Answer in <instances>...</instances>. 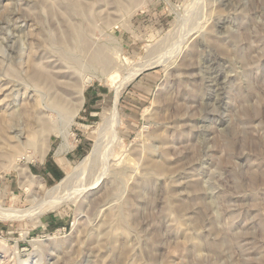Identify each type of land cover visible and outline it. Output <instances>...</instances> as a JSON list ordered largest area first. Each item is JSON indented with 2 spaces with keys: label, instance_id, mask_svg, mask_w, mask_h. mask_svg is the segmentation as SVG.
<instances>
[{
  "label": "rangeland",
  "instance_id": "rangeland-1",
  "mask_svg": "<svg viewBox=\"0 0 264 264\" xmlns=\"http://www.w3.org/2000/svg\"><path fill=\"white\" fill-rule=\"evenodd\" d=\"M77 67L96 78L65 142L49 87ZM120 85L116 166L76 199ZM0 120V149L25 145L0 204H64L0 220V264H264V0H0Z\"/></svg>",
  "mask_w": 264,
  "mask_h": 264
},
{
  "label": "bare ground",
  "instance_id": "bare-ground-1",
  "mask_svg": "<svg viewBox=\"0 0 264 264\" xmlns=\"http://www.w3.org/2000/svg\"><path fill=\"white\" fill-rule=\"evenodd\" d=\"M77 34L79 37H81V34H79L78 31H77ZM115 55H117V54H115ZM99 58L100 57L97 56V59H99ZM100 63L103 65V68H108L112 64L107 59H101ZM161 63H165V61H162ZM76 69H77L76 74L78 73L79 75L82 76V78L76 76V79L73 80L71 83L58 82L56 84H53L52 87L50 85V87H49L50 107L46 106V109L49 110L50 114H51L50 115V121L54 115H57L62 119L63 128L60 127L62 131H60L59 134L63 137L65 142H67L69 140L70 127L74 123L75 118L77 117L78 113L80 112V110L82 108V105L84 102V96H83L84 89H85V87H87L88 84H90L96 78V76L91 75V74L87 75V76L82 75V71L80 70V67L79 68L77 67ZM142 69L143 68H139V69L137 68L136 70H133L134 72H132L131 75L127 76L126 78H124L125 80L124 79L123 80L125 82H130L133 79H135L139 74L147 71V70L143 71ZM121 85L117 87L115 98L113 99L114 105H113L112 113L109 115V117H107L103 120V123L101 124V126L99 127V129L97 131L98 138L95 142L96 144H95V147H94L91 155L88 156L80 165H78L76 170H75V174L77 173L80 177L84 176L86 173V169L88 167L89 162L92 161V159L94 157L95 158L97 157L98 160L99 159L101 160L100 174L98 175V177L96 178V180L93 183L89 184L88 186L83 187L82 189L79 190V192L76 193V196H75L76 199L82 193H84L85 190L90 191V190L96 189L99 186V184L102 181H104V179L107 176L110 175L114 166H116L114 163H112V158L114 157V153L112 151L116 145L120 144V140H121L116 134V130L122 124V118L120 116V112H119V109L117 106L119 98H120L121 93H122V90H121L122 86ZM39 114H40V112H39ZM0 123H1V120H0ZM5 128H6V126H5ZM41 129H42L43 134L47 133V132L49 133V131H51V126H49L46 121H43ZM4 132H5V129H4ZM22 136H23V133L21 131L17 132L14 129L9 131L8 133H6V136H4L5 138H4V143H3V149H0V151L3 154V157L10 160L11 162H9L10 164H8V165L2 164L0 167V170H6V171L10 170V169L14 168V166H12V164H13L12 162L15 163L16 161H19L18 160L19 158L16 159L15 161L14 160L12 161V158L14 155L21 157L20 153H21L23 147L25 146L22 142V140H23ZM1 140H3V139H1ZM95 162L96 161H94V163ZM98 162H100V161H98ZM157 167L160 169V167L158 165L155 166V168H157ZM117 174H119V173H117ZM92 175H93V173H92ZM70 177H71V175H70ZM68 179H71V178H68ZM59 188H60V185H58V187L52 189L51 190V196L49 195L50 197L48 199L40 200V198L35 197L34 201L36 204L32 208L25 210V211L19 210V209H14V208H5L2 204H0V220L19 221V220H24L25 217H27V218H31V217L38 218L46 212L54 211L57 208L63 207L64 204H62V200H61L62 197H59V195H57V196L54 195V193L56 191H58ZM49 194H50V192H49Z\"/></svg>",
  "mask_w": 264,
  "mask_h": 264
}]
</instances>
